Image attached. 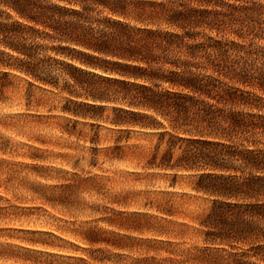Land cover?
Segmentation results:
<instances>
[{"label":"trees","instance_id":"1","mask_svg":"<svg viewBox=\"0 0 264 264\" xmlns=\"http://www.w3.org/2000/svg\"><path fill=\"white\" fill-rule=\"evenodd\" d=\"M263 27L264 7L219 0H0V97L15 79L63 82L83 107L118 104L116 128L171 130L147 167L198 173L193 190L219 200L204 243L235 253L165 264H264V115L245 111L263 103L264 46L252 44ZM238 34L250 43L218 39Z\"/></svg>","mask_w":264,"mask_h":264},{"label":"rangeland","instance_id":"2","mask_svg":"<svg viewBox=\"0 0 264 264\" xmlns=\"http://www.w3.org/2000/svg\"><path fill=\"white\" fill-rule=\"evenodd\" d=\"M261 30L253 48L264 46ZM218 39L250 43L239 34ZM12 81L0 97V264H165L205 249L235 253L204 243L203 222L219 200L193 190L198 173L147 167L174 132L116 128L109 120L118 104L83 107L60 90L63 82L54 89ZM261 97L259 109L245 111L264 115Z\"/></svg>","mask_w":264,"mask_h":264}]
</instances>
